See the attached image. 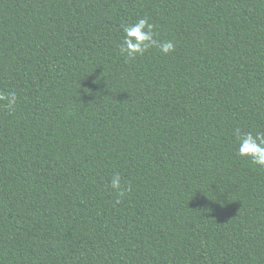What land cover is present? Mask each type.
<instances>
[{"label":"trees","instance_id":"16d2710c","mask_svg":"<svg viewBox=\"0 0 264 264\" xmlns=\"http://www.w3.org/2000/svg\"><path fill=\"white\" fill-rule=\"evenodd\" d=\"M144 17L175 50L128 60ZM10 89L0 264H264V0H0Z\"/></svg>","mask_w":264,"mask_h":264},{"label":"clouds","instance_id":"9594fccd","mask_svg":"<svg viewBox=\"0 0 264 264\" xmlns=\"http://www.w3.org/2000/svg\"><path fill=\"white\" fill-rule=\"evenodd\" d=\"M123 37L119 46L120 54L131 60L143 55L149 48H158L167 55L175 50V44L170 40L160 41L155 38L154 25L149 22L148 17L140 18L135 23L122 25ZM0 103L11 111L16 110L18 94L16 90L10 89L0 92ZM233 135L238 143L236 155L248 157L256 165L264 167V132H242L236 128ZM110 187L116 192L117 203L119 198L124 197L131 191V185L121 182V176L116 173L110 180Z\"/></svg>","mask_w":264,"mask_h":264}]
</instances>
